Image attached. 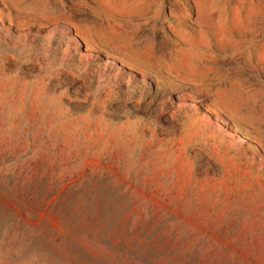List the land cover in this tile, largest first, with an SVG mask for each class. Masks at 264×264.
<instances>
[{"label": "rangeland", "instance_id": "rangeland-1", "mask_svg": "<svg viewBox=\"0 0 264 264\" xmlns=\"http://www.w3.org/2000/svg\"><path fill=\"white\" fill-rule=\"evenodd\" d=\"M0 264H264V0H0Z\"/></svg>", "mask_w": 264, "mask_h": 264}]
</instances>
